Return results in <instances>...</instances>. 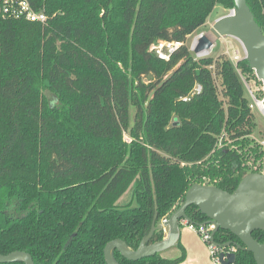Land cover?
<instances>
[{"label": "trees", "instance_id": "16d2710c", "mask_svg": "<svg viewBox=\"0 0 264 264\" xmlns=\"http://www.w3.org/2000/svg\"><path fill=\"white\" fill-rule=\"evenodd\" d=\"M29 1L46 24L0 13V255L107 264L109 242L136 250L155 214L156 224L169 217L192 185L234 192L248 175L246 154L264 153L254 114L232 61L197 59L186 41L235 0ZM246 2L264 35V0ZM159 41L181 46L164 60L150 51ZM237 67L258 80L246 59ZM187 215L208 220L195 206ZM253 237L263 242L264 232ZM164 239L159 230L149 244ZM215 239L241 243L229 231ZM113 257L178 264L185 254ZM234 264L257 263L238 251Z\"/></svg>", "mask_w": 264, "mask_h": 264}, {"label": "water", "instance_id": "95a60500", "mask_svg": "<svg viewBox=\"0 0 264 264\" xmlns=\"http://www.w3.org/2000/svg\"><path fill=\"white\" fill-rule=\"evenodd\" d=\"M235 3L236 9L232 10L235 12V17L230 15L222 18L217 21L215 26L221 35L226 36L229 33L223 22L228 19L235 22L238 30L235 36L244 41L246 59L250 67L255 70L258 79L264 83V35L246 0H235ZM212 45L207 36H202L195 48V53H202ZM166 79L159 85V88L163 86ZM155 94L156 90L152 91L149 99H152ZM153 191L155 193L154 183ZM192 206L197 207L207 217L208 220L204 223L211 222L216 225L213 238L219 231H229L241 243L228 242L226 246L235 244L239 251L251 252L257 264H264V241L260 242L253 237V233L256 231L264 232V176L259 173L246 175L232 193L216 186L197 183L192 185L186 192L183 202L171 213L167 222L156 224L157 213L155 214L149 234L136 250H130L127 244L119 239L109 242L104 250L106 263L118 264L113 257L114 250H118L127 260L137 261L155 256L157 253L173 247L179 236L180 221L185 219L192 222L187 215V209ZM163 228L169 230L167 238L162 242L149 244L153 234ZM236 258V254H230L226 259L221 256L223 264H234ZM17 261L34 264L31 255L26 252L16 251L8 255H0L1 264Z\"/></svg>", "mask_w": 264, "mask_h": 264}, {"label": "rangeland", "instance_id": "374dc122", "mask_svg": "<svg viewBox=\"0 0 264 264\" xmlns=\"http://www.w3.org/2000/svg\"><path fill=\"white\" fill-rule=\"evenodd\" d=\"M233 9H225L221 5H217L214 9L213 13L210 15L206 24L194 32L191 36L188 37L186 41V45L190 48V51L195 55L197 59L201 58H214L217 59L220 56L225 55L229 58L234 66L237 68V72L240 75V78L244 85L245 96L248 98L249 102L253 103L257 101H264V83L262 80H253L247 79L240 69H238L237 64L239 61L246 59V52L242 45V43L236 38L238 30L235 22L232 19H228L223 22V25L227 27V32L229 34L221 35V33L216 28L217 21L228 17L231 15ZM215 29V31L213 30ZM202 36H207L209 40L212 42L211 48L205 50L202 53H195V48L198 45V42ZM196 45L195 44V41ZM235 53V54H234ZM238 57L237 59H235ZM247 60V59H246ZM46 96L51 100L54 99V96L49 92H45ZM255 127L253 129L252 138L255 139L257 146L260 147V142H264V111H262L259 107L253 109ZM175 124H178V121L175 120ZM261 149V148H260ZM262 151V150H261ZM263 152V151H262ZM246 154L244 160V166L249 167V164H253L254 167L260 165V169L264 171V153L258 157L251 158L250 155ZM248 171V170H247ZM132 198V188L129 189L128 192L119 200V204L123 205L129 202ZM179 203L176 208H174L173 212L178 208Z\"/></svg>", "mask_w": 264, "mask_h": 264}, {"label": "built area", "instance_id": "2783aa9c", "mask_svg": "<svg viewBox=\"0 0 264 264\" xmlns=\"http://www.w3.org/2000/svg\"><path fill=\"white\" fill-rule=\"evenodd\" d=\"M0 13L4 18H11V19H25L30 22H36L41 24H46L48 21V16L45 14V12H37L32 7L29 0H0ZM181 46V43L178 42H167V41H159L155 44H153L150 48V51L156 52V54L164 60H169L171 55ZM235 54V53H234ZM236 57L235 59H237ZM258 78V77H257ZM200 90L199 87L195 89L194 92H198ZM185 100H188L186 98ZM264 101H255L253 103L250 102L249 106L250 109L253 111V109L256 107H259L261 110L260 104ZM263 111V110H262ZM260 148L264 150V142H260ZM251 158H255V156H251ZM249 164V167L245 166V169L248 174L251 173H259L264 176V171L260 169V165H257V167L253 164ZM169 217H165L161 220V224H164L167 222ZM181 226H185L189 228L190 230L195 231L203 240V242L206 244L211 259L215 264H223L221 260V256H224V259L230 254H236L238 253V247L235 244H231L229 246L225 245H219L216 243V235L213 238L214 231L216 230V225L214 223H202L199 225L193 224L191 222H188L185 219H182L180 221ZM167 228H163V231Z\"/></svg>", "mask_w": 264, "mask_h": 264}, {"label": "crops", "instance_id": "0c3cea01", "mask_svg": "<svg viewBox=\"0 0 264 264\" xmlns=\"http://www.w3.org/2000/svg\"><path fill=\"white\" fill-rule=\"evenodd\" d=\"M169 233L168 228L164 230L165 238ZM185 254L183 261L178 264H215L210 252L201 237L193 230L185 226L179 229V236L176 244L161 252V255L167 259H176Z\"/></svg>", "mask_w": 264, "mask_h": 264}, {"label": "bare ground", "instance_id": "6f19581e", "mask_svg": "<svg viewBox=\"0 0 264 264\" xmlns=\"http://www.w3.org/2000/svg\"><path fill=\"white\" fill-rule=\"evenodd\" d=\"M231 15H232L233 17H235V12H232ZM213 30L215 31V29H213ZM215 32H216V31H215ZM238 40L242 43V45H243V47H244V49H245L244 41H243L242 39H240V38H238ZM196 42H197V40L195 41L194 46L196 45ZM260 106H261L262 110L264 111V102H262V103L260 104Z\"/></svg>", "mask_w": 264, "mask_h": 264}]
</instances>
